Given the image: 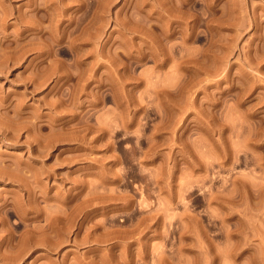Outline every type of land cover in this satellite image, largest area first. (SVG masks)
<instances>
[{
  "label": "rangeland",
  "instance_id": "obj_1",
  "mask_svg": "<svg viewBox=\"0 0 264 264\" xmlns=\"http://www.w3.org/2000/svg\"><path fill=\"white\" fill-rule=\"evenodd\" d=\"M0 49V264H264V0H0Z\"/></svg>",
  "mask_w": 264,
  "mask_h": 264
},
{
  "label": "bare ground",
  "instance_id": "obj_2",
  "mask_svg": "<svg viewBox=\"0 0 264 264\" xmlns=\"http://www.w3.org/2000/svg\"><path fill=\"white\" fill-rule=\"evenodd\" d=\"M17 9V8H16ZM18 10V9H17ZM16 11V10H15ZM15 13V12H14ZM16 14V13H15ZM17 15V14H16ZM3 18V17H2ZM15 21L17 20V16H15ZM16 44V43H15ZM12 48V47H11ZM4 49V48H3ZM3 49H0V52H1V50L3 51ZM13 50H14V52L16 51V45L15 46H13ZM18 50V49H17ZM4 52V51H3ZM13 52V53H14ZM16 53V52H15ZM3 57V56H2ZM1 57V55H0V70H1V72H2V66H3V64L6 62V61H4L5 59L4 58H2ZM10 57V56H9ZM12 57V56H11ZM4 59V60H3ZM14 59V58H13ZM11 61H13V60H11ZM4 62V63H3ZM13 63V62H12ZM9 64V63H8ZM8 64H7V66H8ZM4 67V66H3ZM4 69V68H3Z\"/></svg>",
  "mask_w": 264,
  "mask_h": 264
}]
</instances>
